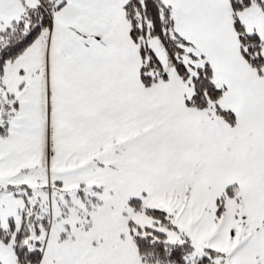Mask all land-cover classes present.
I'll use <instances>...</instances> for the list:
<instances>
[{
  "label": "snow or ice",
  "instance_id": "6c2138e0",
  "mask_svg": "<svg viewBox=\"0 0 264 264\" xmlns=\"http://www.w3.org/2000/svg\"><path fill=\"white\" fill-rule=\"evenodd\" d=\"M0 264H264V0H0Z\"/></svg>",
  "mask_w": 264,
  "mask_h": 264
}]
</instances>
